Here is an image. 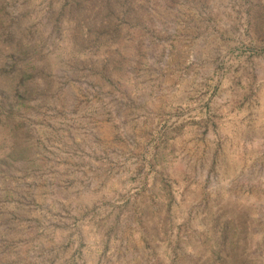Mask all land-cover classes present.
<instances>
[{"label": "rangeland", "instance_id": "1", "mask_svg": "<svg viewBox=\"0 0 264 264\" xmlns=\"http://www.w3.org/2000/svg\"><path fill=\"white\" fill-rule=\"evenodd\" d=\"M0 264H264V0H0Z\"/></svg>", "mask_w": 264, "mask_h": 264}, {"label": "water", "instance_id": "2", "mask_svg": "<svg viewBox=\"0 0 264 264\" xmlns=\"http://www.w3.org/2000/svg\"><path fill=\"white\" fill-rule=\"evenodd\" d=\"M183 15V16H182ZM181 19L183 20H188L190 17L188 15H185V14H181L180 15ZM193 19V18H192Z\"/></svg>", "mask_w": 264, "mask_h": 264}]
</instances>
